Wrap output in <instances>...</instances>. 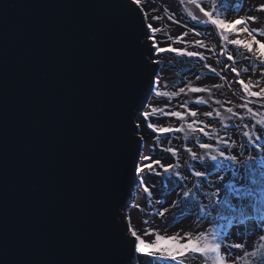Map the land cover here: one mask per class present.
<instances>
[{
    "label": "snow or ice",
    "instance_id": "6c2138e0",
    "mask_svg": "<svg viewBox=\"0 0 264 264\" xmlns=\"http://www.w3.org/2000/svg\"><path fill=\"white\" fill-rule=\"evenodd\" d=\"M155 3L103 5L120 9L117 26L134 67L130 91L127 82L122 85L128 98L112 132L103 200L108 255L99 264H264V0H252L247 8L243 0H179L183 15L176 19L169 12L168 19L187 29L173 41L185 47L167 43L170 36L159 38L161 28L153 22L162 17L154 14L160 11L151 7ZM189 34L203 39H182ZM89 39L94 41L95 33ZM162 53L195 58L207 71L161 90ZM204 78L219 82L196 83ZM40 79L47 80L48 73ZM225 87L235 100L217 98ZM182 96L188 99L177 100ZM153 97L167 103L158 107L150 102ZM203 106L210 110L201 111ZM142 125L156 134L148 154ZM177 134L182 142L173 146L181 141ZM181 149L187 153L183 163ZM149 177L158 180L149 186ZM141 189L162 227L147 219L143 229L133 226L131 200ZM156 191L161 195L154 196Z\"/></svg>",
    "mask_w": 264,
    "mask_h": 264
},
{
    "label": "water",
    "instance_id": "95a60500",
    "mask_svg": "<svg viewBox=\"0 0 264 264\" xmlns=\"http://www.w3.org/2000/svg\"><path fill=\"white\" fill-rule=\"evenodd\" d=\"M119 2L0 0V264L108 255L112 132L134 67L120 9L103 7Z\"/></svg>",
    "mask_w": 264,
    "mask_h": 264
},
{
    "label": "rangeland",
    "instance_id": "374dc122",
    "mask_svg": "<svg viewBox=\"0 0 264 264\" xmlns=\"http://www.w3.org/2000/svg\"><path fill=\"white\" fill-rule=\"evenodd\" d=\"M252 2V0H243L244 7L247 8L249 4ZM151 7H155L160 9L158 13H154L157 15H160L162 18L159 21H154V26H158L161 28V32L158 33L159 38L163 40H167V38L170 36L172 39L167 40V43L172 44L174 47H185L183 43L176 44L173 43V41L176 40L177 37H181V34L185 31H187L186 28L182 27L181 24L173 23L171 20L168 19V13L173 12L176 14V19H180V17L183 15V6L179 3V0H156V3L151 5ZM167 8L168 12H164V9ZM147 10V9H146ZM243 15V12L240 13ZM192 22L189 21V26H191ZM185 41H191L194 39H203V37H195L193 34H189L187 37L182 38ZM209 39L212 40V42H215V37H209ZM166 45L164 43L161 44V47H165ZM189 50H192L189 48ZM200 51H204L203 49H200ZM261 51H264V49H261ZM163 63L159 67L160 72V85L161 90H171L173 85H181L182 82L186 80V78H192L194 79V75L200 74L201 72L207 71L206 69H203L202 63L198 62L195 58L193 59H187V58H177L172 53H162L159 57ZM239 59V58H238ZM184 61L183 63L181 61ZM209 63H214L213 61H209ZM191 69V71H189ZM213 82H219L218 80L213 81L210 78H204L202 81L196 82L197 84H203L208 85ZM167 84L168 88L165 89L163 86ZM223 93V94H221ZM193 95H205V94H193ZM216 96L218 99H224L225 97L232 98L235 100V97H232L231 91L225 87L224 89L220 90V92L216 93ZM205 98H207L205 96ZM188 99V97H179L177 100H184ZM152 104L158 106V107H164V105L167 103V100L162 97H153L150 101ZM172 103H176V100L172 101ZM201 111H207L210 110L206 106L201 107ZM167 123V119L164 121ZM143 133L145 135V141H144V150L145 154H148V152L151 150L153 144H154V137L156 134L152 133L149 129H147L146 126L142 125ZM178 136H181V141H174V145L182 142V134H177ZM191 146V145H189ZM157 153L159 154V148H157ZM166 157L170 154H164ZM181 163L184 162V160L187 159V153L184 152L181 149ZM163 163H168L169 160L165 159L162 161ZM228 177L226 176V180ZM158 178L156 177H149L146 179V183L151 186L153 182H156ZM159 184H157V189H159ZM161 193L159 191L154 192V196H159ZM134 199L131 200V203L135 205V207H132L130 209V215L132 217V223L133 226L136 227L138 230H141L145 227L143 221L149 220L152 227H162L160 225V220L158 218L152 217L150 214L152 212V208L149 207L148 200L146 197V194L141 189L139 192L134 193ZM171 198H169L170 200ZM155 207H159L158 205ZM143 208V211H140V209ZM175 211V210H173ZM167 219L169 222L172 221L173 216L172 214H166ZM190 221L184 222V227L187 228Z\"/></svg>",
    "mask_w": 264,
    "mask_h": 264
}]
</instances>
